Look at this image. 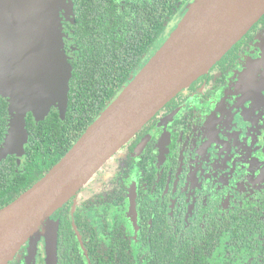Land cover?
I'll list each match as a JSON object with an SVG mask.
<instances>
[{
    "label": "flooded vegetation",
    "instance_id": "flooded-vegetation-1",
    "mask_svg": "<svg viewBox=\"0 0 264 264\" xmlns=\"http://www.w3.org/2000/svg\"><path fill=\"white\" fill-rule=\"evenodd\" d=\"M192 2L179 3L171 26ZM63 33L73 70L68 21ZM69 109L68 98L63 117L55 107L41 120L27 112L22 157H0V205L7 185L31 176L32 139L40 137L41 126L47 121L61 128ZM9 118V100L0 95V149ZM55 144L56 151L63 149L62 138ZM64 212L73 241H57L58 264H152L165 248L187 253L191 264H264V14L50 219L59 223ZM27 246L8 264H25ZM35 264H44L43 240Z\"/></svg>",
    "mask_w": 264,
    "mask_h": 264
},
{
    "label": "water",
    "instance_id": "water-1",
    "mask_svg": "<svg viewBox=\"0 0 264 264\" xmlns=\"http://www.w3.org/2000/svg\"><path fill=\"white\" fill-rule=\"evenodd\" d=\"M264 14V0H193L163 44L99 113L70 149L37 182L0 208V264L27 246L35 264L43 240L44 264H58V221L50 219L180 91L206 73ZM73 0H0V95L9 100V124L0 157L21 158L25 116L63 117L71 66L63 22Z\"/></svg>",
    "mask_w": 264,
    "mask_h": 264
},
{
    "label": "trees",
    "instance_id": "trees-1",
    "mask_svg": "<svg viewBox=\"0 0 264 264\" xmlns=\"http://www.w3.org/2000/svg\"><path fill=\"white\" fill-rule=\"evenodd\" d=\"M188 1L125 0L126 6L121 9L114 0H73L74 14L69 26L74 32L71 35L76 49L72 53L71 63L74 67L73 70L71 68L70 109L66 123L61 128H51L47 121L44 122L40 137L32 139L31 176L14 183L12 188L6 186L5 194L8 197L0 208L37 182L70 149L129 82L131 70L142 57L168 37L178 23L174 21L170 25L175 10L179 3ZM58 137L63 139L64 144L63 149L56 151L55 140ZM27 153L30 151L27 150ZM69 228L70 223L64 212L58 223V244L73 241ZM152 264L191 262L187 253L180 255L165 248Z\"/></svg>",
    "mask_w": 264,
    "mask_h": 264
},
{
    "label": "rangeland",
    "instance_id": "rangeland-1",
    "mask_svg": "<svg viewBox=\"0 0 264 264\" xmlns=\"http://www.w3.org/2000/svg\"><path fill=\"white\" fill-rule=\"evenodd\" d=\"M108 162H109V161H108ZM108 162H107V163H108ZM84 192H85V189L81 190V192H80V193L82 194V193H84ZM82 195H83V194H82Z\"/></svg>",
    "mask_w": 264,
    "mask_h": 264
}]
</instances>
